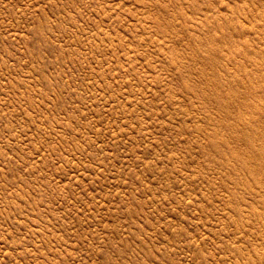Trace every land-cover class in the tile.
<instances>
[{
  "label": "rangeland",
  "instance_id": "1",
  "mask_svg": "<svg viewBox=\"0 0 264 264\" xmlns=\"http://www.w3.org/2000/svg\"><path fill=\"white\" fill-rule=\"evenodd\" d=\"M0 264H264V0H0Z\"/></svg>",
  "mask_w": 264,
  "mask_h": 264
}]
</instances>
